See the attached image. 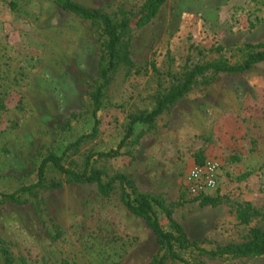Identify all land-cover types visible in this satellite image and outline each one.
<instances>
[{
	"label": "rangeland",
	"instance_id": "374dc122",
	"mask_svg": "<svg viewBox=\"0 0 264 264\" xmlns=\"http://www.w3.org/2000/svg\"><path fill=\"white\" fill-rule=\"evenodd\" d=\"M73 1L111 14L136 10L144 0ZM103 41L95 25L51 0H0V193L35 183L42 158L63 155L80 137L62 163L83 171L88 155L116 148L128 116L150 111L186 71L207 62L238 65L263 50L264 0H166L153 21L132 33V66L112 75L92 136L89 95ZM121 152L94 157L90 168L106 178L124 174L137 192L161 198L189 239L214 248L245 241L250 228L264 230V63L241 73H205L152 126L136 124ZM196 158L220 165L217 206L183 191L182 175ZM45 175L61 186L23 194L22 205L0 204V241L13 257L27 264H148L159 253L152 231L123 205L118 184L103 197L95 184L69 183L52 166ZM245 202L256 210L248 224L236 213ZM156 211L168 229L164 212ZM188 258L264 264V255Z\"/></svg>",
	"mask_w": 264,
	"mask_h": 264
},
{
	"label": "trees",
	"instance_id": "16d2710c",
	"mask_svg": "<svg viewBox=\"0 0 264 264\" xmlns=\"http://www.w3.org/2000/svg\"><path fill=\"white\" fill-rule=\"evenodd\" d=\"M58 9L66 11L84 21L95 25L104 37L101 54L98 61V78L90 93L92 107V118L94 125L91 135H95L98 128L97 112L102 107L104 90L110 82L113 74L120 66H132L130 58V43L132 33L148 25L157 15L166 0H144L136 10L119 9L111 14L101 10L85 7L73 0H51ZM264 47V46H262ZM264 63V49L252 51L238 65H228L225 62H207L194 66L186 71L182 77L170 86L165 93L159 95L150 111H142L128 116L126 134L114 149L97 152L86 157L84 170L77 171L63 165V155L71 148L77 147L84 138H78L74 143L66 147L63 155L49 153L42 158L37 165V180L31 185L22 186L17 192L0 193V204L11 203L22 205L23 194H31L40 188H59L60 182L48 180L45 175L47 165L52 166L69 183L95 184L100 195L108 197L111 195L114 185L118 184L120 197L123 205L133 216L141 218L146 226L152 231L155 241L159 247V253L153 257L148 264H197L189 260V255L207 256L210 259L218 258H248L264 255V230L259 227L249 229L245 241L240 243H229L218 245L214 248H206L202 240H191L187 237L182 226L172 218V208L167 207L161 198L137 192L132 180L126 175L118 173L111 177H105L101 170L90 168L94 157L112 159L123 154L122 148L134 135V126L144 124L152 126L155 118L170 109L181 100L197 83L199 77L211 72L212 75L219 73H241L252 69L256 64ZM127 151L126 154H128ZM196 164H202V158L195 159ZM237 158L231 161L235 162ZM202 205L217 206L221 203V197L216 192L213 196L200 199ZM177 205H180L178 202ZM156 208L164 212L169 226L164 229L160 224ZM237 218L242 224H248L256 210L250 203H241L236 207ZM0 264H27L24 258L12 256L6 243L0 241Z\"/></svg>",
	"mask_w": 264,
	"mask_h": 264
},
{
	"label": "built area",
	"instance_id": "2783aa9c",
	"mask_svg": "<svg viewBox=\"0 0 264 264\" xmlns=\"http://www.w3.org/2000/svg\"><path fill=\"white\" fill-rule=\"evenodd\" d=\"M183 191L188 198L200 199L213 196L220 189V165L213 160L193 164L182 175Z\"/></svg>",
	"mask_w": 264,
	"mask_h": 264
}]
</instances>
